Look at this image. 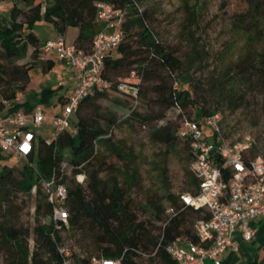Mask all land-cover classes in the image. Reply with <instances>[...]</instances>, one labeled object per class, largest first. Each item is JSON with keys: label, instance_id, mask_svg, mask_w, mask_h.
Returning a JSON list of instances; mask_svg holds the SVG:
<instances>
[{"label": "trees", "instance_id": "1", "mask_svg": "<svg viewBox=\"0 0 264 264\" xmlns=\"http://www.w3.org/2000/svg\"><path fill=\"white\" fill-rule=\"evenodd\" d=\"M97 1L109 2L125 12L123 38L115 54L105 57L101 71L109 87L93 90L79 101L72 120L74 133L59 131L50 140L38 134L21 168L3 163L15 157L0 150V252L4 253L0 264H60L56 244L65 243L63 231L86 249L81 258L85 264H90L91 256L113 258L122 254L121 264H177L166 246L175 240L199 242L195 223L209 217L205 206L194 208L181 199L184 192H199V181L190 167L191 152L183 191H172L167 167L171 149L180 140L177 129L184 119L192 117L191 106L196 105L194 81L192 86L179 89L178 75L190 70L194 60L208 52L198 47L202 37H195L188 26L186 41L193 42L191 54H180L175 47L163 44L151 25L156 8L144 6L148 0H12L7 21L0 18V114L32 109L35 101L11 102L6 107L3 100L12 101L26 91L32 68L47 72L54 66L53 59L40 57L41 41L33 31L36 22H50L58 35L68 27H76L72 43L88 52L102 26L96 20ZM241 1L242 9L229 17L230 30L248 50L236 64L252 65L250 68L264 85V0ZM196 5L187 1L183 4L187 25L196 18ZM224 73L228 76L231 72L226 69ZM122 82L137 85V98L119 90ZM56 91L50 85L42 86L39 100L48 102ZM110 92L115 93L114 106H103L100 100L108 98ZM65 97H59L61 104ZM139 103L147 111L137 110ZM170 108L177 109L175 118L152 125L154 120L166 118ZM115 109H125V113L118 115ZM217 112L200 107L197 114ZM132 120L138 121L139 130L151 126L150 141L164 149L151 160L147 187L134 148L114 137L118 124ZM224 133L227 137L225 126ZM182 141L189 149V141ZM257 151L255 144L252 154ZM65 162L68 168L62 167ZM78 173L85 175V186L75 181ZM229 174L228 170L224 173L225 177ZM52 180L68 185L65 223L52 220L53 204L43 188L44 181ZM29 198L35 200L32 249L27 241L30 228L20 221V212ZM43 217L48 221L42 222ZM257 250L240 264H264V256L259 258Z\"/></svg>", "mask_w": 264, "mask_h": 264}, {"label": "built area", "instance_id": "2", "mask_svg": "<svg viewBox=\"0 0 264 264\" xmlns=\"http://www.w3.org/2000/svg\"><path fill=\"white\" fill-rule=\"evenodd\" d=\"M96 5V20L102 26L94 35L88 52L76 48L63 35L49 38L40 46V53L53 54L70 68L75 80L72 93L65 98L61 108L49 116L34 108H19L0 114L2 152L26 158L32 152L41 124L52 126V137L59 131L69 130L79 101L93 90L109 87L101 71L105 57L123 38L121 24L125 12L106 1H97ZM118 88L137 98V85L122 82ZM20 101L18 94L14 100H3V103L7 107L11 102ZM177 136L190 143V167L199 181V192L196 195L184 192L181 199L194 208L205 206L209 217L195 223L199 242L175 240L166 246V250L177 264H207V260L220 264L222 255L234 248L237 236L244 241L253 239V222L264 217V139L253 155L255 140L249 134L234 141L226 137L218 112L207 116L196 113L184 119L177 129ZM62 167L68 168V164L65 162ZM226 170L230 171L228 177L224 175ZM75 181L85 186V175L76 174ZM43 188L53 204L52 220L67 222L64 207L68 196L67 183L44 181ZM56 250L61 256L60 264H85L81 260L83 254L72 252L67 243H57ZM122 256H91L89 262L121 264Z\"/></svg>", "mask_w": 264, "mask_h": 264}, {"label": "rangeland", "instance_id": "3", "mask_svg": "<svg viewBox=\"0 0 264 264\" xmlns=\"http://www.w3.org/2000/svg\"><path fill=\"white\" fill-rule=\"evenodd\" d=\"M12 2V0H10ZM189 4L197 2V14L195 20L187 25L188 14L183 7L184 2ZM144 6H153L156 8L152 16V26L157 32L159 39L165 45L175 47L180 54H191L193 42L186 41V26L189 27L194 36H201L198 47H204L207 54L202 53V58L195 59L193 67L190 70L182 71L178 75L177 87L179 89L192 86L194 81L193 96L196 105L191 106L190 115L198 113L200 107L208 110L218 111L220 122L225 126L226 135L231 140H237L244 134H249L255 144H262L264 138V85L254 72L252 65L243 63L237 65L240 58L244 57L248 47L230 30V15L236 10L242 9L241 0H148ZM2 11V6L0 7ZM7 11V10H6ZM2 14V12H1ZM3 15V14H2ZM8 18V17H7ZM45 21V20H44ZM41 27L35 26L34 30L39 35L42 42L43 34L51 31V23ZM43 33V34H42ZM256 46V45H255ZM251 54H254V47ZM115 54V51L112 52ZM246 67V68H245ZM229 69V75L224 73ZM38 70V71H37ZM57 70L52 68L47 74H43L39 69L32 68L31 75L34 78H44L48 85L57 88V91L50 97L48 102L39 100V92H29L28 100L35 101L34 109L44 112L47 116L52 115L61 108L62 100L60 95H70V90H60L59 80L56 77ZM198 81H200L198 83ZM41 89V88H40ZM110 92L108 98L101 99L103 106H114ZM38 96V99H36ZM136 109L145 112L147 108L142 103L136 106ZM117 114L125 113V109H115ZM177 116V109L170 108L166 113V118L154 120L152 125L162 124L167 119H173ZM149 126L144 130L138 129V121L132 120L126 123H120L114 129V137L126 142L134 148L138 156L140 170L142 171L143 184L145 187L151 179L150 170L152 168L151 160L157 156L163 146L152 143L149 139ZM69 130L74 133L75 127L71 126ZM54 129L52 126L41 124L38 134L50 140ZM99 147V145L97 146ZM167 159L168 175L170 178L172 191L181 192L185 183V167L190 164L191 156L187 146L183 141H177L174 149ZM25 158H9L3 163L21 168L25 163ZM119 164V162L117 161ZM149 177H148V176ZM135 197L134 191L131 193ZM137 200H141L140 195H136ZM20 202V199L18 200ZM34 198L26 199L25 205L20 212V221L24 226L30 228V234L27 238L28 246L33 248L32 226L35 224ZM42 222H47L48 218L43 217ZM264 218L262 217V223ZM65 243L69 245L72 252L84 254L86 249L67 231L62 232ZM249 244V241H246ZM261 243V241H260ZM74 246H76L74 248ZM259 258L264 256V244L257 248ZM4 253L0 252V262L3 261ZM211 261L207 260V263Z\"/></svg>", "mask_w": 264, "mask_h": 264}, {"label": "crops", "instance_id": "4", "mask_svg": "<svg viewBox=\"0 0 264 264\" xmlns=\"http://www.w3.org/2000/svg\"><path fill=\"white\" fill-rule=\"evenodd\" d=\"M1 6H2V11L0 10V18L3 21H7L8 13H9V10L12 6V2L10 0H1L0 7ZM1 12L3 15L1 14ZM46 24H47L46 21L40 20V21L36 22L35 26L41 27V26L46 25ZM35 26H34V28H35ZM51 26H52L51 31L46 32L45 34L42 33L43 34V39H42L43 41L41 42V44L45 40H47L49 38H54L58 35V32L56 31V29L53 27L52 24H51ZM34 28H33L34 33L39 37V35L34 30ZM76 34H77V28L76 27H68L67 30L65 31V33L63 34V36L68 42H73ZM40 57L44 58V59L51 58L54 60L55 63H54V66L52 68L57 70L56 77L59 80L60 90L68 89V90H70V94H71L73 89H74V86H75V80L72 79L73 76H72V72L70 71V68L67 65H65L64 63H62L59 59H57L56 56L53 54H47L46 55V54L40 53ZM52 68L47 72H42L39 67H37L36 69H39L43 74H47L48 72H50L52 70ZM29 76H30V79H29V83L27 84L26 91L24 93L19 94L21 97V101L28 100V93L29 92L38 93L42 86L48 85L44 78L43 79H42V77L41 78L40 77L34 78L31 75V70L29 71ZM50 86H52V85H50ZM62 95L63 94H61L60 96H62ZM64 96H66V95H64ZM253 224H254L255 232H254V237L251 241H249V244L246 241L242 240L239 236H237L235 239L234 248L229 249L228 251H226L222 255L220 264H240V263H243V262L247 261L248 259H250L251 254L253 252H255L258 247L263 245L264 222L262 223V218L255 220L253 222ZM260 241H261V243H260ZM207 264H213V263L209 262Z\"/></svg>", "mask_w": 264, "mask_h": 264}]
</instances>
